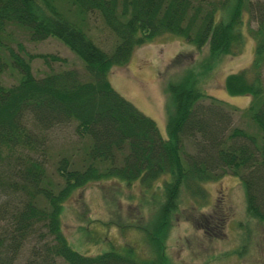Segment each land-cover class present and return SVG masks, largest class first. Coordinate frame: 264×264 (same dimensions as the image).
<instances>
[{"label": "trees", "instance_id": "16d2710c", "mask_svg": "<svg viewBox=\"0 0 264 264\" xmlns=\"http://www.w3.org/2000/svg\"><path fill=\"white\" fill-rule=\"evenodd\" d=\"M244 12L248 22L255 21L245 27L254 38L253 54L223 78L229 93L250 95L240 107L248 120L240 125L233 123L237 106L200 83L216 57L242 47ZM89 13L112 33L109 47L87 30ZM11 23L33 39L57 37L82 59L85 72L63 67L34 74V55L45 62L64 57L27 52L19 41L14 47ZM167 31L207 49L168 79L172 107L163 136L151 116L113 87L107 72L124 64L135 45ZM8 64L19 75L10 84L0 80V264H17L25 245L22 264H161L162 229L171 212L183 197L203 198L202 182L226 172L239 177L247 213L264 220V0H0V73ZM71 120L83 139L82 152L60 154L53 177L25 149L38 148L43 131ZM163 173L169 176L162 181L146 256L133 255L131 245L83 253L69 244L60 212L74 188L111 176L150 184Z\"/></svg>", "mask_w": 264, "mask_h": 264}, {"label": "rangeland", "instance_id": "374dc122", "mask_svg": "<svg viewBox=\"0 0 264 264\" xmlns=\"http://www.w3.org/2000/svg\"><path fill=\"white\" fill-rule=\"evenodd\" d=\"M243 19L245 41L240 50L216 57L200 83L206 92L237 106L233 111V123L240 125L248 120L240 107L248 103L250 95L229 93L223 86V78L252 57L254 38L245 27L255 26V21L248 22L247 12ZM86 28L96 42L105 48L110 46L112 33L93 13L88 15ZM8 29L14 47L19 41L27 52L55 53L64 57L45 62L42 56L34 55L30 60L34 74L63 67L85 72L82 59L57 37L33 39L25 27L12 23ZM206 49V46L196 49L182 35L162 32L135 45L128 60L124 64L111 65L107 76L113 87L151 116L160 133L166 136V115L172 107L166 83L177 77L184 64L200 58ZM184 50L187 52L179 62L169 64L176 53ZM18 75L17 69L8 64L0 73V80L10 84ZM41 137L38 148L25 150L44 161L46 171L53 177H56L55 160L60 154L72 151V156L78 157L82 152L83 139L74 131L73 120L52 126L43 131ZM168 176L163 173L150 184L143 183L140 178L127 181L111 176L92 179L74 188L62 201L60 212L61 229L67 241L83 253L108 248L124 251L131 245L133 255L146 256L150 247L147 236L157 227L153 225V217L162 200V181ZM202 183L206 190L203 198L183 197L169 215L167 226L162 229L164 257L161 264H264V220L247 213L239 177L226 172L219 179ZM200 220L205 221L203 226ZM27 253L28 245H25L18 254L17 264L23 263Z\"/></svg>", "mask_w": 264, "mask_h": 264}]
</instances>
